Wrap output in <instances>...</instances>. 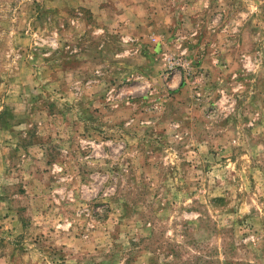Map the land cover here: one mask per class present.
Returning <instances> with one entry per match:
<instances>
[{"label":"rangeland","instance_id":"1","mask_svg":"<svg viewBox=\"0 0 264 264\" xmlns=\"http://www.w3.org/2000/svg\"><path fill=\"white\" fill-rule=\"evenodd\" d=\"M0 264H264V0H0Z\"/></svg>","mask_w":264,"mask_h":264}]
</instances>
